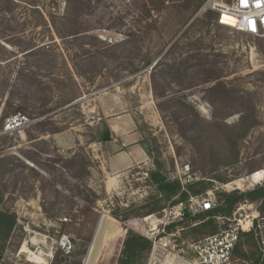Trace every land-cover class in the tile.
Returning <instances> with one entry per match:
<instances>
[{"label":"rangeland","instance_id":"1","mask_svg":"<svg viewBox=\"0 0 264 264\" xmlns=\"http://www.w3.org/2000/svg\"><path fill=\"white\" fill-rule=\"evenodd\" d=\"M191 1L86 0L78 16L67 0H41L40 14L23 3L0 14V130L16 113L31 120L0 136L1 208L18 218L0 264H84L102 217L116 234L95 264H117L128 231H159L169 251L206 236L177 215L165 234L161 223L145 222L166 221L164 200V210L145 215L157 201L149 181L157 170L174 179L189 165L214 183L216 200V193L264 188V35L205 18L216 13H199L208 0L194 15ZM115 36L123 40L105 41ZM118 100L135 123L124 127L135 134L130 148L147 158L112 174L105 150L112 139L103 137L116 135L101 109ZM239 207L238 220L259 204ZM114 212L131 217L121 222ZM135 220L144 224L128 226ZM217 223L223 229L229 221ZM258 251L256 238L244 237L235 264H255Z\"/></svg>","mask_w":264,"mask_h":264},{"label":"built area","instance_id":"2","mask_svg":"<svg viewBox=\"0 0 264 264\" xmlns=\"http://www.w3.org/2000/svg\"><path fill=\"white\" fill-rule=\"evenodd\" d=\"M208 10L218 14L217 23L225 28H229L238 33L252 37L264 35V0H208L200 13ZM121 36L110 37L105 41L110 45L121 42ZM31 124L28 116L16 113L5 119L0 130V136H6L16 131L22 130ZM174 179L180 181L185 187L200 180L191 172L189 165L177 169ZM217 205V200L212 192H208L206 197H190L187 202L179 203L176 206H168L165 210V220L160 221L157 215H151L155 220L163 225L162 232L165 234V227L170 224L169 217L177 215L183 218L186 211L203 213L211 211ZM244 209L239 207L234 213L233 219H228L230 226L222 229L219 233L208 236L198 242H194L188 247L169 251L167 238L157 240L159 231L154 233L149 228L141 235L152 241V250L148 259V264H235L233 259L234 250L243 234H253L259 244V251L264 254V218L258 211L246 213L243 219ZM245 212V211H244ZM138 222V221H133ZM140 227L141 225L138 224Z\"/></svg>","mask_w":264,"mask_h":264},{"label":"trees","instance_id":"3","mask_svg":"<svg viewBox=\"0 0 264 264\" xmlns=\"http://www.w3.org/2000/svg\"><path fill=\"white\" fill-rule=\"evenodd\" d=\"M41 0H0V14H9L18 7L21 3L30 7L38 14H40L39 3ZM206 0H192L190 5L194 7V15L199 12L202 5ZM67 5L70 12H75L76 14H81L84 12L85 7L88 5L86 0H67ZM205 18L215 19L217 22L218 14L208 11L204 14ZM73 36V35H72ZM190 60H186L183 64L187 65V68H192ZM205 65V64H203ZM199 66L203 68L205 66ZM213 80H219V77ZM222 86L221 83L217 87ZM217 89V88H216ZM2 159L0 158V164ZM155 164H157L155 162ZM212 180L219 181L222 183H229L227 179L214 177ZM150 183L156 188V195L152 198L157 200L154 207L149 209L145 215H151L164 210L166 207L161 206V202L164 200L168 203L167 207H173L182 202H187L190 197H206L207 193L213 189V182L207 180H199L188 184L183 190V186L177 179H169L160 170H157L149 174ZM238 188V187H237ZM240 189V188H239ZM246 190V189H241ZM248 190V189H247ZM217 194V205L211 211L198 213L197 215L191 217V214L186 211L184 214V219H191L195 221L194 225H190L191 232L197 233L200 230H207V235L202 237L198 242L208 236L215 235L219 233L222 229L218 226V220L231 219L235 209L244 202L258 203L259 209L257 210L261 217L264 218V188H256L252 191L240 192L234 191L231 193H216ZM4 201V194L0 188V260L3 259V254L6 249L8 241L11 239L13 233L18 228V218L16 213L5 211L1 208V204ZM113 217L121 222L126 221L131 217V214H125L123 217H119V212H114ZM230 226V222L227 229ZM175 225L167 227L168 231H173ZM244 237H254L253 234H243L237 244L233 259H235L238 252L241 250L242 240ZM152 249V241L146 239L145 237L134 233L133 231H128L123 244V250L117 264H145L148 254ZM242 259H246V254L241 251ZM255 264H264V254L258 251V256Z\"/></svg>","mask_w":264,"mask_h":264},{"label":"crops","instance_id":"4","mask_svg":"<svg viewBox=\"0 0 264 264\" xmlns=\"http://www.w3.org/2000/svg\"><path fill=\"white\" fill-rule=\"evenodd\" d=\"M123 103L118 100L112 105H104L101 109L102 115L105 117V122L112 132L115 133L116 138L111 137L112 141L106 143L105 150L109 157V169L112 174L124 172L132 166L145 162L147 157H144L140 148H130L129 141H133L134 133H127L125 126H134L132 115L123 113ZM108 185V182H107ZM106 185V189L108 186Z\"/></svg>","mask_w":264,"mask_h":264},{"label":"water","instance_id":"5","mask_svg":"<svg viewBox=\"0 0 264 264\" xmlns=\"http://www.w3.org/2000/svg\"><path fill=\"white\" fill-rule=\"evenodd\" d=\"M110 139L111 137L108 133H106L103 137L104 142L110 141ZM115 234V225L109 222L107 218L102 217L98 223L93 241L88 250L84 264H95L99 257L107 252L105 248L107 244L111 242V239L113 240Z\"/></svg>","mask_w":264,"mask_h":264},{"label":"bare ground","instance_id":"6","mask_svg":"<svg viewBox=\"0 0 264 264\" xmlns=\"http://www.w3.org/2000/svg\"><path fill=\"white\" fill-rule=\"evenodd\" d=\"M145 220H147V218ZM153 221L156 222V224L158 222H160V221L155 220L154 217H152V219L150 221H145V222H149L150 223V226H154ZM138 224L143 225L144 224L143 220L142 221H138V222H129L128 223V226H130L131 228H135L136 226H138Z\"/></svg>","mask_w":264,"mask_h":264}]
</instances>
